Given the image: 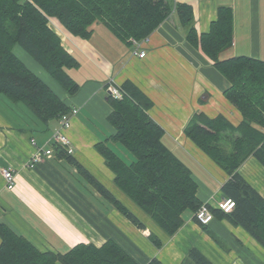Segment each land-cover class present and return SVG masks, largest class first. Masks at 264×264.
I'll list each match as a JSON object with an SVG mask.
<instances>
[{"label": "crops", "instance_id": "1", "mask_svg": "<svg viewBox=\"0 0 264 264\" xmlns=\"http://www.w3.org/2000/svg\"><path fill=\"white\" fill-rule=\"evenodd\" d=\"M176 1L192 6L193 24L199 33H208L220 6H230L234 43L229 56L264 60V0ZM50 25L79 62L67 71L80 89L69 94L37 62L32 67L27 61L29 56L19 54L65 99L70 110L42 121L26 105L0 96V102L7 105L6 111L0 109V221L42 251L65 253L79 243L101 246L114 239L141 264L153 258L164 264H183L191 247L198 248L214 264H264V247L227 218L215 216L204 228L195 219V212L187 210L176 234L167 236L115 185V173L99 150L98 145L103 144L124 160L119 150L130 153L113 139L116 129L107 118L113 109L108 86L114 84L124 91L122 85L131 80L152 101L148 113L162 127L164 144L191 169L199 200L211 209H219V203L226 199L222 186L229 173L184 129L198 112L210 117L222 115L235 126L240 124L242 115L225 97L229 81L200 47L187 40L177 13L172 11L141 43L140 49L146 52L143 57L132 53V45L120 40L102 22L94 24L89 38L72 34L57 18H51ZM64 115L70 119V126L64 130L71 140L66 149L86 174L55 150L52 157L31 164L38 147L53 145L52 136L62 129ZM4 167L15 172L14 189L6 185L1 173ZM238 171L264 197V165L250 155ZM88 175L127 206L144 227L124 215Z\"/></svg>", "mask_w": 264, "mask_h": 264}, {"label": "trees", "instance_id": "2", "mask_svg": "<svg viewBox=\"0 0 264 264\" xmlns=\"http://www.w3.org/2000/svg\"><path fill=\"white\" fill-rule=\"evenodd\" d=\"M192 10L189 3L176 0H0V94L13 103L26 105L42 121L70 110L65 99L18 53L22 49L69 94L77 93L80 85L67 69L77 67L79 62L50 25L51 18H57L68 31L83 38L91 37L94 24L102 22L131 46L129 38H147L175 11L186 29L187 40L200 47L229 81L225 97L242 115L235 126L222 115L210 117L198 112L184 129L229 173L222 194L234 200L235 206L230 212L220 207L212 209L214 218H227L242 226L264 247V197L238 171L250 155L264 165V60L247 55L223 57L234 43L230 6L217 9L208 33H199ZM122 86V98L109 95L113 109L107 119L116 129L113 139L133 155V160L125 161L103 144L98 145L99 150L115 173V185L121 192L167 236H173L183 224V213L196 212L202 204L196 195L197 182L191 169L164 144L162 127L148 113L152 101L131 80ZM55 151L86 172L66 148L56 145ZM88 178L134 224L144 227L105 186L91 175ZM0 240V264H141L114 239L101 246L79 243L65 253L42 251L0 221ZM147 264L164 263L153 258ZM183 264L214 263L198 248L191 247Z\"/></svg>", "mask_w": 264, "mask_h": 264}, {"label": "built area", "instance_id": "3", "mask_svg": "<svg viewBox=\"0 0 264 264\" xmlns=\"http://www.w3.org/2000/svg\"><path fill=\"white\" fill-rule=\"evenodd\" d=\"M129 40L132 43L133 52L134 54H138L141 57L146 55L145 50H141V43L147 41L146 38H143L142 40H137L135 38H129ZM108 93L112 95L115 98H122L123 97V91L116 85L110 84L108 86ZM76 112V110L74 111ZM70 126V119L67 115L62 116V129L55 132L52 136V144L50 147H38L33 154V157L31 158V164H37L40 161H42L44 158H50L54 155V147L56 145H59L61 147L67 148L71 145V140L68 138V136L65 134L64 130ZM55 145V146H54ZM68 149V148H67ZM1 173L3 174L6 185L9 189H14L16 185V177L15 172L11 168H1ZM235 206V201L231 198H226L222 202L219 203V206L221 209H223L225 212H230ZM210 206L207 203H202L199 209L195 212V218L197 222L203 225H208L211 220L214 219V214L212 212V209L209 208Z\"/></svg>", "mask_w": 264, "mask_h": 264}, {"label": "rangeland", "instance_id": "4", "mask_svg": "<svg viewBox=\"0 0 264 264\" xmlns=\"http://www.w3.org/2000/svg\"><path fill=\"white\" fill-rule=\"evenodd\" d=\"M229 50H231V49H227L226 51H224V53H223V57H227V56H229ZM18 53L21 55V53H24L23 54V56L24 55H26V56H29L27 53H25L24 51H22V49H18ZM22 56V57H23ZM24 58V57H23ZM25 59V58H24ZM29 59V60H28ZM27 61H28V63L29 64H31L32 65V67H33V63L35 64V60L33 59V58H31L30 56L29 57H27ZM36 69V68H35ZM0 96H4L3 94H0ZM0 109H2V110H4V111H6V109H7V105L6 104H2L1 102H0ZM28 110V109H27ZM30 112V111H29ZM30 114H31V112H30ZM29 113H27V115H29V117L31 116ZM118 145V144H117ZM117 145H116V148H117ZM118 147H121V145H118ZM119 149V148H118ZM119 152H121L122 153V155L124 156V158H125V160L126 161H128V162H131L132 160H130L131 158H132V154L131 153H128V152H126L125 150L123 151V150H119ZM133 159V158H132Z\"/></svg>", "mask_w": 264, "mask_h": 264}]
</instances>
